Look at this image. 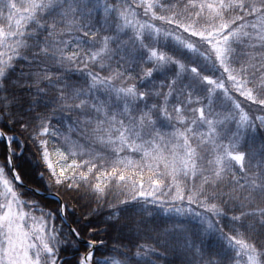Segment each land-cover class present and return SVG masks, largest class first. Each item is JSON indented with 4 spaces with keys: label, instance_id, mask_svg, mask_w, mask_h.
<instances>
[{
    "label": "snow or ice",
    "instance_id": "obj_1",
    "mask_svg": "<svg viewBox=\"0 0 264 264\" xmlns=\"http://www.w3.org/2000/svg\"><path fill=\"white\" fill-rule=\"evenodd\" d=\"M0 264H264V0H0Z\"/></svg>",
    "mask_w": 264,
    "mask_h": 264
},
{
    "label": "trees",
    "instance_id": "obj_2",
    "mask_svg": "<svg viewBox=\"0 0 264 264\" xmlns=\"http://www.w3.org/2000/svg\"><path fill=\"white\" fill-rule=\"evenodd\" d=\"M85 251H86V248L85 247H81L79 255H83Z\"/></svg>",
    "mask_w": 264,
    "mask_h": 264
}]
</instances>
